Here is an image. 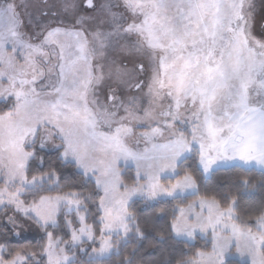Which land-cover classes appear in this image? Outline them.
Listing matches in <instances>:
<instances>
[{
	"label": "rangeland",
	"instance_id": "rangeland-1",
	"mask_svg": "<svg viewBox=\"0 0 264 264\" xmlns=\"http://www.w3.org/2000/svg\"><path fill=\"white\" fill-rule=\"evenodd\" d=\"M84 1L0 0V102L12 107L0 114V209L15 237H38L27 218L78 224L65 220L68 240L46 235L47 264L106 257L134 226L133 203L194 194L191 176L174 179L186 159L205 178L232 163L264 172V0ZM37 148H59L95 182L98 236L74 193L22 199L46 179L26 178ZM172 230L211 243L183 264H264V214L242 225L232 207L197 197Z\"/></svg>",
	"mask_w": 264,
	"mask_h": 264
},
{
	"label": "trees",
	"instance_id": "trees-1",
	"mask_svg": "<svg viewBox=\"0 0 264 264\" xmlns=\"http://www.w3.org/2000/svg\"><path fill=\"white\" fill-rule=\"evenodd\" d=\"M12 110L10 100L0 102V114ZM61 150L36 149L26 166V178L45 176L46 179L36 187L26 190L22 195L25 203L34 202L42 196L59 193H74L82 202L85 223L90 226L94 236L99 235L98 191L95 182L85 177L71 163L61 158ZM184 175L191 176L196 184V192L181 198L157 199L146 204L133 203L132 218L135 221L130 233L112 242V252L102 258L84 255L68 264H183L195 259L199 252H210L211 243L206 238L197 236L193 242L176 238L172 224L177 216V208L185 206L194 198L213 200L221 209L232 207L235 221L250 225L264 214V172L255 167L232 163L228 167L216 168L205 178L198 167L197 158L184 160L178 167L174 179ZM124 182H135L133 169L122 173ZM11 210L0 209V260L9 262L15 256L24 260L20 264H47L43 256L46 235L69 239L65 220L69 218L72 225L78 224L72 214H59L57 223L42 229L33 219L27 218L29 224L37 227V238L15 237L6 217ZM224 264H242L236 259H227ZM247 264V263H243Z\"/></svg>",
	"mask_w": 264,
	"mask_h": 264
},
{
	"label": "flooded vegetation",
	"instance_id": "flooded-vegetation-1",
	"mask_svg": "<svg viewBox=\"0 0 264 264\" xmlns=\"http://www.w3.org/2000/svg\"><path fill=\"white\" fill-rule=\"evenodd\" d=\"M260 9V8H259ZM251 13H253V12H251ZM237 17H238V19H242L243 21H245V23H246V21H247V19H246V17L242 14L241 15V12H237ZM253 18H254V13H253ZM251 19V18H250ZM261 25L262 26H264V20L261 22ZM233 27V26H232ZM231 27V28H232ZM241 30L243 31V32H245V28L243 29V28H241ZM262 30V29H261ZM261 30L259 29V31H258V34L259 33H261ZM239 42H241L242 44H245V42L243 41V39H239ZM251 46H248V50H251V48H250ZM251 53H253L254 55H256V54H260V53H258V51H255V50H253V52H251Z\"/></svg>",
	"mask_w": 264,
	"mask_h": 264
},
{
	"label": "water",
	"instance_id": "water-1",
	"mask_svg": "<svg viewBox=\"0 0 264 264\" xmlns=\"http://www.w3.org/2000/svg\"><path fill=\"white\" fill-rule=\"evenodd\" d=\"M83 6L86 8H91L93 6V0H85Z\"/></svg>",
	"mask_w": 264,
	"mask_h": 264
}]
</instances>
